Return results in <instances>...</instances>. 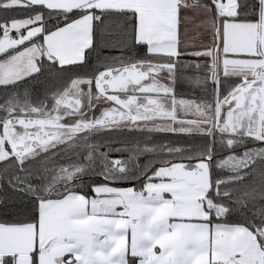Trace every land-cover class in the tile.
Wrapping results in <instances>:
<instances>
[{"label": "snow or ice", "instance_id": "snow-or-ice-1", "mask_svg": "<svg viewBox=\"0 0 264 264\" xmlns=\"http://www.w3.org/2000/svg\"><path fill=\"white\" fill-rule=\"evenodd\" d=\"M0 264H264V0H0Z\"/></svg>", "mask_w": 264, "mask_h": 264}, {"label": "trees", "instance_id": "trees-1", "mask_svg": "<svg viewBox=\"0 0 264 264\" xmlns=\"http://www.w3.org/2000/svg\"><path fill=\"white\" fill-rule=\"evenodd\" d=\"M20 15H23V14L21 13ZM185 98H192V93H191V91L188 92V95L185 96Z\"/></svg>", "mask_w": 264, "mask_h": 264}]
</instances>
